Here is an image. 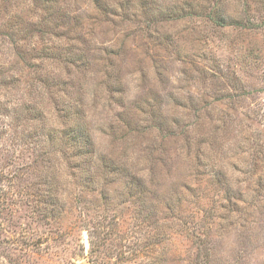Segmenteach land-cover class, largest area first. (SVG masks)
Returning <instances> with one entry per match:
<instances>
[{
	"label": "rangeland",
	"instance_id": "obj_1",
	"mask_svg": "<svg viewBox=\"0 0 264 264\" xmlns=\"http://www.w3.org/2000/svg\"><path fill=\"white\" fill-rule=\"evenodd\" d=\"M0 264H264V0H0Z\"/></svg>",
	"mask_w": 264,
	"mask_h": 264
}]
</instances>
